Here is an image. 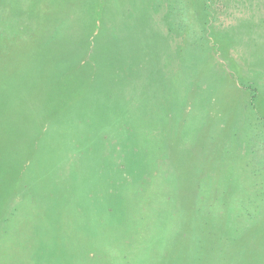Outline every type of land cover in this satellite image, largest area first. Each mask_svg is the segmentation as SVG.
<instances>
[{
	"label": "rangeland",
	"instance_id": "rangeland-1",
	"mask_svg": "<svg viewBox=\"0 0 264 264\" xmlns=\"http://www.w3.org/2000/svg\"><path fill=\"white\" fill-rule=\"evenodd\" d=\"M0 264H264V0H0Z\"/></svg>",
	"mask_w": 264,
	"mask_h": 264
},
{
	"label": "trees",
	"instance_id": "trees-1",
	"mask_svg": "<svg viewBox=\"0 0 264 264\" xmlns=\"http://www.w3.org/2000/svg\"><path fill=\"white\" fill-rule=\"evenodd\" d=\"M62 26H65V27H64V30H67V29H66V26H67V25L62 24Z\"/></svg>",
	"mask_w": 264,
	"mask_h": 264
}]
</instances>
